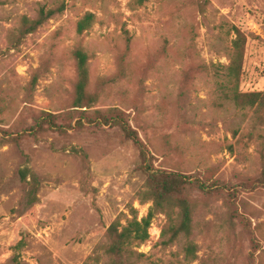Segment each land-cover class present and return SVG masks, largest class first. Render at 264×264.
Returning a JSON list of instances; mask_svg holds the SVG:
<instances>
[{"label":"rangeland","instance_id":"obj_1","mask_svg":"<svg viewBox=\"0 0 264 264\" xmlns=\"http://www.w3.org/2000/svg\"><path fill=\"white\" fill-rule=\"evenodd\" d=\"M61 3L66 11L20 44L12 36L23 16H38L40 4ZM89 12L96 24L80 37L77 23ZM234 26L247 37L240 89L264 91V0H149L142 7L133 0H0V264H97L94 257L111 264L109 227L126 225L132 209L139 219L148 214L140 151L120 128L34 134L44 111L75 126L79 43L91 56L98 93L101 79L118 75L125 60V77L110 83L92 110L123 111L155 168L215 169L227 188L213 196L190 192L195 263L186 259L185 239L161 245L166 218L158 215L149 241L135 248L144 255L135 264H264V189L244 188L264 171V118L237 107L230 92ZM26 167L40 182L36 202L20 175Z\"/></svg>","mask_w":264,"mask_h":264},{"label":"trees","instance_id":"obj_2","mask_svg":"<svg viewBox=\"0 0 264 264\" xmlns=\"http://www.w3.org/2000/svg\"><path fill=\"white\" fill-rule=\"evenodd\" d=\"M148 1L133 0V4L137 7H142ZM66 8L65 3H61L57 7L40 4L38 16L36 18L23 16L20 19L19 27L12 36H15L20 44L27 36L36 33L48 21L63 14ZM95 24V14L87 13L77 23L78 36L82 37L87 34ZM232 31L236 37L232 42L230 63L226 67L225 76L231 86L230 92L233 101L237 107L253 109L255 110V115L264 118V91L242 92L240 89L244 73L247 37L236 26L233 27ZM73 58L77 72L72 101V113L75 114L73 118L76 120L75 126L61 125L58 123V117L55 114L44 111L37 118L34 134L37 135L49 130L66 133L67 129L82 130L86 126L94 124L118 127L122 130L125 137L139 149L142 168L147 175L144 190L140 193V201L142 205L150 204L148 214L139 219L137 211L132 209V219H129L126 225H122L119 220L114 222L107 231V244L104 248L106 256L111 260V264H135V258L144 256L141 253H137L135 248H139L149 241V231L154 219L158 215H164L166 224L161 234V245L170 247L185 239L184 252L186 259L189 263H195L198 259V245L193 241L192 236L196 207L194 201L190 198V192L200 191L206 195L213 196L221 192L222 189L227 188L223 186L221 181L216 179L215 169L186 174L155 168L153 156L148 151L139 133L130 125L123 111L117 108L110 109L107 112L92 110L99 103L102 96L101 93L104 92L106 87L110 83H116L125 77L126 67L124 59L119 61L118 75L110 79H101L100 87L102 92L98 93L91 89L89 69L91 56L82 43L75 47ZM39 78L40 76L37 73L33 76L29 85L30 92L35 90ZM12 140L17 142L18 139L13 137ZM73 152L82 154L86 158V154L82 150L74 148ZM20 175L23 182H27L32 186V201L36 202L40 186L37 175L28 167L22 169ZM29 177L32 178L31 181H28ZM244 188L252 191L264 189V171L255 184H246ZM226 201L231 206L229 215L234 218L236 216L232 206L234 202H230L229 199H226ZM93 260H96L97 264L100 262L97 257H94Z\"/></svg>","mask_w":264,"mask_h":264}]
</instances>
